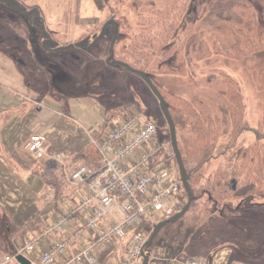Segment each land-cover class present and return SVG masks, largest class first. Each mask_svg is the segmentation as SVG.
<instances>
[{
    "label": "rangeland",
    "instance_id": "obj_1",
    "mask_svg": "<svg viewBox=\"0 0 264 264\" xmlns=\"http://www.w3.org/2000/svg\"><path fill=\"white\" fill-rule=\"evenodd\" d=\"M24 1L31 2V0ZM80 1L82 5H85L88 15L92 17L102 16L104 22L108 18H116L120 33L116 44L117 55L128 53L135 55L133 50L140 35L163 33L165 25L162 23L176 19L179 26L170 44L161 53L162 55L160 54L161 56L158 54L157 58L162 57L174 69L180 70L184 67L186 72L184 74H152V82L164 91L183 98L194 110H197L200 117L204 119L202 120L204 124L208 123L207 129L212 135L217 134L218 136L216 152H222L234 128L224 101V93H227L228 89V78H231L241 88L245 103V120L250 127L240 138L238 154L242 159L248 158V162L255 161L257 160L255 154L261 147L264 156V139L258 138L256 132L264 120V50L249 49L247 46L248 23L251 18L256 22L258 34L264 32V0H107L110 3L108 8L105 0H101L103 8L102 5H97L96 0H87L86 4H83L86 0L77 2ZM41 2L44 1L41 0ZM52 2L51 10L56 12L60 19L56 22H68L69 12L73 14L75 21L78 19H76L75 4H73L75 5L73 9H70L64 0H53ZM59 26L62 28L61 25ZM93 27H96L97 32L94 30L90 33L92 34L90 38L101 36L104 33V30L101 31V25L90 28L93 30ZM0 28L2 33L0 39L4 36L12 42L19 39V49L20 47L22 49L21 59L27 63L33 79L43 82L44 88H49L51 84L61 92L65 102L68 99L82 96L98 97L99 104L110 115L111 109L118 107L126 100H135L133 104H130L131 107H135L132 110L137 112L135 115L141 116L143 120L147 119L156 123L158 127L154 141L156 149L166 147L167 159L163 163L177 169V179L181 180L178 163L173 155L170 126L159 99L141 77L136 76V79L128 77L126 72L124 75L122 71L114 68L109 70L104 66L102 62H104V52L108 47L107 42L96 44L92 50L78 52L76 55L80 57V61L76 62L75 68H72L62 60L61 51L49 52L45 49L43 32L39 26L30 23L13 8L3 5L1 0ZM57 34L59 39V33ZM112 35L116 38V34L109 33L108 39H111ZM251 36L253 37L252 46L254 39L259 38L255 32ZM203 41L210 46L228 44L233 53L214 54L212 52L213 54L208 58L198 59L197 51ZM96 87L104 88V90H97ZM101 91L104 93H99ZM132 115L128 113V116ZM122 117L126 119L125 116ZM197 157H190L188 165H194ZM229 166V163L224 162L222 157L216 158L204 166V176L214 175L219 171L216 175L223 174L228 177L225 169ZM180 199L183 207L185 195L183 194V200L182 195ZM239 202V200L226 201V204L236 207ZM244 202L264 204V194L255 195ZM223 212L227 213L229 210L223 207ZM158 218L160 217L153 216L150 220L153 224L144 227L146 232L143 233L148 238L153 232L154 225L164 221ZM0 220L4 222V217ZM12 224L19 231L15 233L18 244L21 247L25 246L27 236L22 237L20 227L13 221ZM24 229L26 234L28 229ZM4 235L7 237L8 233L5 232ZM177 245L172 240L157 242L151 251L150 262L167 264L162 260V253H164V258L170 257V259L179 261L189 258H207L195 249L196 245L181 246V252L177 250ZM172 247L175 250L174 256L170 251ZM143 261L142 259L141 264Z\"/></svg>",
    "mask_w": 264,
    "mask_h": 264
},
{
    "label": "trees",
    "instance_id": "obj_2",
    "mask_svg": "<svg viewBox=\"0 0 264 264\" xmlns=\"http://www.w3.org/2000/svg\"><path fill=\"white\" fill-rule=\"evenodd\" d=\"M1 1L3 5L13 8L30 23L39 26L43 32L45 49L49 52L61 51L63 53L62 60L72 68H75L77 66L76 62L80 61V57L76 55L78 52L92 50L96 44L100 45L101 42H107L108 47L104 52V62L102 63L109 70L114 68L124 72V75L126 72L128 77L136 79V76H139L145 81L143 74H146L151 79V75L156 73L184 74L186 72L184 67L180 70L174 69L162 57L157 58L170 44L179 26V23L175 21L176 19L162 23L165 25L163 33L140 35L137 41L139 44L136 43L133 50L136 53L135 55H131V53L117 55L116 44L120 33L118 32L119 24L115 17L108 18L106 22L100 24L102 26L101 31L104 30L101 36L97 35V37L92 36L90 38L92 35L90 33H93L96 29V27H93V30L83 33L75 41L63 42L57 38L56 35L58 34L47 24L45 12L41 5L28 4L23 0ZM109 4L105 0L107 8ZM112 15L114 16L113 13ZM248 26L249 38L247 46L249 49L257 50L258 48L259 50H264V32H259L258 34L256 22L253 18L249 20ZM253 32L258 35L259 39H254V44L251 46L253 42L251 35ZM109 33L116 34V38L112 35V38L108 39ZM0 35H2L1 32ZM105 36L107 39H105ZM18 42L19 39H15L12 42V40H8L4 36L0 39V53L9 54L17 61L28 86L38 90L42 96L51 95L64 101L60 91L52 87L51 84H49V88H44L43 82L33 79L27 63L24 61L23 63L19 62V60H22V49L21 47L19 49ZM212 52L214 54L233 53V50L228 44L210 46L206 41H203L197 51V58H208L213 54ZM147 84L149 85L148 82ZM153 85L157 87L165 100L167 107L166 110L163 108L162 110L166 118H168L169 126L170 121L175 126L178 151L188 175V183L185 185L180 180V196L182 195V200L183 194L185 195L181 212L164 219V224L160 226L152 243L146 245L145 249L147 251L145 252L150 255L151 259V251L157 242L160 243L162 241L163 243L164 240H172L173 243L178 244L176 247L179 252H181V246L196 245L195 249L203 253L207 257L205 259L212 260L220 250L229 247L234 252L233 260L235 261L246 264H264V204L243 203V201L251 199L255 195L264 194V156L261 147H259V152L255 154V159H257L255 161L248 162V158L242 159L238 154L240 138L245 131L250 129L245 120V103L241 88L231 78H228V89L227 93H224V101L231 115L234 128L226 147L222 152H216L218 136L217 134L212 135L207 129L209 125L208 123L204 124V119L200 117L198 111L194 110L183 98L164 91L154 82ZM96 89L104 90V88L100 87H96ZM152 92L156 95L154 90ZM156 97L158 98L157 95ZM133 102L135 100H126L123 104L111 109L112 117L122 115L126 119L130 118L128 113L132 106L130 104H133ZM24 110H26V107L23 106L15 111L23 113ZM256 132L257 137L263 140L264 120L260 123L259 129H256ZM180 136L181 138H179ZM193 156H198L197 161L194 165H188L189 158ZM72 157L73 159L87 162L89 165H98L101 160V154L93 143L81 152L72 153ZM220 157L230 165L225 169L226 173L228 172V177L223 176V174L216 175L219 171L216 174L214 173V175L205 177L204 166ZM166 159V147L156 149L151 157V166L163 163ZM238 161L239 163H237ZM42 176L47 181L53 179L43 171ZM233 200L240 201L236 207L226 204V201ZM223 207L227 208L229 212L224 213ZM2 221L0 220V252L12 254L15 252L12 240L15 238V233L19 231H17V227L14 228L15 226L12 224L11 219L5 217L4 222ZM159 223L154 226L156 227ZM150 224L153 223L145 217L137 230L146 232L144 227ZM20 229L23 237L26 230L22 227ZM5 232L8 233L7 237L4 235ZM9 246L13 247L9 249ZM170 251L171 255L174 256V247Z\"/></svg>",
    "mask_w": 264,
    "mask_h": 264
},
{
    "label": "crops",
    "instance_id": "obj_3",
    "mask_svg": "<svg viewBox=\"0 0 264 264\" xmlns=\"http://www.w3.org/2000/svg\"><path fill=\"white\" fill-rule=\"evenodd\" d=\"M43 1L31 0L28 4L43 7L47 24L59 33L63 42L75 41L90 27L104 22L102 16L88 15L85 5L78 0H64L70 9L76 5L78 19L75 21L69 12L68 22H56L60 19L51 10L53 0ZM86 3L87 0L83 4ZM96 3L103 8L101 0H96ZM19 62L23 63V60ZM23 106L26 107L23 113L16 112ZM121 118V115L112 117V112L107 114L98 97L82 96L65 102L51 95H40L38 90L26 84L17 61L9 54L0 53V218H10L19 227L28 229L26 244L36 242V250L28 255L33 264H38L41 254L61 238L68 242L69 250L55 264H72V258L84 242L97 237L95 230L90 229H85L81 235L75 234L78 228H85L100 203L92 200L84 212L79 209L90 191L85 183H75L69 180V176L80 164L88 163L73 159L72 153L86 149L95 137H100L108 126ZM35 133L43 135L51 146L50 154L41 159L35 158L26 148ZM145 150L146 147H139L133 151L123 166L130 170ZM56 154L63 155L62 161L54 157ZM42 171L53 179L47 181ZM69 211L67 227L56 229L62 216ZM118 219L120 214L112 213L103 226L109 227ZM130 239L131 231H128L120 241L100 247L98 252L103 263L123 264ZM18 243L16 239L12 240L15 251L21 246ZM162 257L167 264H182L178 259L164 258V253ZM204 263L246 264L233 260V250L229 247L220 250L212 260H204Z\"/></svg>",
    "mask_w": 264,
    "mask_h": 264
},
{
    "label": "built area",
    "instance_id": "obj_4",
    "mask_svg": "<svg viewBox=\"0 0 264 264\" xmlns=\"http://www.w3.org/2000/svg\"><path fill=\"white\" fill-rule=\"evenodd\" d=\"M129 113L133 114L130 118L119 119L108 126L100 137L93 139V144L101 154L100 163L80 164L70 173L69 180L85 183L90 191L89 197L79 207L81 212L87 209L92 200L100 203L99 208L87 220L85 228L80 227L75 232L76 235H81L85 229L95 230L97 237L84 242L72 258V264H104L98 249L109 246L116 240L120 241L128 231H131V239L123 264H141L148 239L145 233L137 230L143 219L146 217L151 220L153 216L165 219L182 210L177 169L164 163L151 166V157L156 150L154 141L158 133L156 123L135 115L137 112L132 107ZM139 147H146V150L127 170L123 162ZM26 148L37 159L49 155L51 150L43 135L38 133L31 135ZM54 157L62 161L63 155L56 154ZM115 212L120 214V219L109 227L103 226L109 215ZM70 214L71 211L62 216L56 229L67 227ZM35 250L36 242H32L17 247L13 254L0 252V264H18L17 255L29 257ZM68 250V242L62 238L57 239L41 254L38 264H55ZM204 260L189 258L180 263L205 264Z\"/></svg>",
    "mask_w": 264,
    "mask_h": 264
},
{
    "label": "water",
    "instance_id": "obj_5",
    "mask_svg": "<svg viewBox=\"0 0 264 264\" xmlns=\"http://www.w3.org/2000/svg\"><path fill=\"white\" fill-rule=\"evenodd\" d=\"M143 76L145 77L146 81L149 83V85L151 86V88L155 91L156 95L158 96L160 103L162 105V108L164 110H166V103L164 98L162 97V94L159 92V90L157 89V87L155 85H153L152 80L146 75L143 74ZM168 119V118H167ZM170 126H171V135H172V144H173V148L174 151L176 152V157H177V162H178V167H179V171H180V175H181V179L182 182L187 185L188 183V175L186 173L184 164L182 162L180 153L178 151V144H177V135H176V130H175V126L173 124V122L170 121ZM181 212V211H180ZM164 224V221L160 222L154 229L153 233L151 234L149 240L147 241L146 245L151 244L153 239L155 238L156 234L159 231L160 226ZM143 257H144V262L143 264H149L150 263V255L147 254L146 252L143 253ZM17 260L20 264H33L32 260L29 259L26 255L23 254H19L17 255Z\"/></svg>",
    "mask_w": 264,
    "mask_h": 264
}]
</instances>
